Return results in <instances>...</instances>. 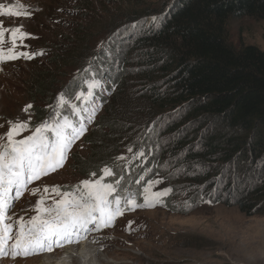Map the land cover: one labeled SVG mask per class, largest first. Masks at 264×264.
Returning <instances> with one entry per match:
<instances>
[{"label":"trees","instance_id":"obj_1","mask_svg":"<svg viewBox=\"0 0 264 264\" xmlns=\"http://www.w3.org/2000/svg\"><path fill=\"white\" fill-rule=\"evenodd\" d=\"M132 13L136 30L120 33L109 55L94 54L72 84L86 93L99 82L92 97L107 114L106 146L134 121L127 144L145 160L106 162L117 190L143 204L144 187L158 181L151 192L167 194L147 208L187 216L221 205L264 216V51L236 49L225 30L230 19L264 20V0H165L144 12L155 22Z\"/></svg>","mask_w":264,"mask_h":264},{"label":"rangeland","instance_id":"obj_2","mask_svg":"<svg viewBox=\"0 0 264 264\" xmlns=\"http://www.w3.org/2000/svg\"><path fill=\"white\" fill-rule=\"evenodd\" d=\"M164 1L0 0L5 8L29 14L0 16L4 30L0 48L7 53L13 47L10 30L19 27L29 35L23 40L17 39L14 51L31 56L0 62V137H5L9 130L8 122L17 120L28 125V130L15 137L17 140L32 135L44 122L63 121L68 115L76 117L75 125L83 123L86 128L65 153L63 166L29 184L14 201V207L9 208L3 223L13 227L4 246L8 255L0 256V264H37L39 258L49 255L57 262L72 246L78 248L94 241L98 243L99 264H264V216L248 217L237 208L221 205L204 206L187 216L147 207L126 210L115 219L114 227L95 230L89 225L90 231L82 233L78 242L73 238L72 243L38 255L18 254L15 258L11 255L20 252L11 245L20 223H25L27 228L30 226L27 222L37 215V202L43 197L42 207L51 206L53 200L61 198L45 193V186L51 189L58 185L61 192H66L82 186L85 180L114 184L113 175H104L105 167L109 168L107 161H113L116 168H126L145 160L141 154L130 151L127 144L136 136L135 133L128 136L133 120L122 125L119 135L123 136L110 140L109 146L102 143L101 124L107 117L104 107L94 97L87 103L75 100L80 91H72V84L80 81V74L88 69L86 65L90 61L87 60L94 54L109 55L120 33L125 35L137 24L127 19L126 14L134 15L132 11L138 9L143 14L159 10ZM144 16L142 20L156 18L153 14ZM225 30L228 42L236 49L253 45L264 51V20L230 19ZM61 94L70 97V104L77 105L75 112L69 105L60 106ZM27 105L32 107L25 111ZM46 135L52 136L50 132ZM6 143V138L0 140V144ZM99 143H102L100 147ZM76 258L74 264L79 263Z\"/></svg>","mask_w":264,"mask_h":264},{"label":"snow or ice","instance_id":"obj_3","mask_svg":"<svg viewBox=\"0 0 264 264\" xmlns=\"http://www.w3.org/2000/svg\"><path fill=\"white\" fill-rule=\"evenodd\" d=\"M21 15L29 14L14 11L12 7L5 8L0 4V16L19 17ZM156 19L154 17L153 21L155 22ZM10 31L13 47L9 48L7 53L0 48V62L14 60L20 56L31 58L28 53L14 51L17 39L23 40L29 34L22 32L19 27ZM3 37V21H0V43L3 42ZM94 87L95 81L89 82L87 93L80 92L74 99L85 103L90 102ZM59 100L60 106L69 105L74 112L76 111L77 105L70 104V99L64 94H61ZM31 107L27 105L25 111ZM8 123L9 130L5 137H0V140L5 138L7 140L6 144H0V226H2L0 227V256L8 255L4 251V246L13 225H4L3 222L9 208L14 207V201L23 195L29 184L48 175L50 171H56L57 168L62 167V162L66 159L65 153L71 144L86 131L83 123L75 125L67 118L63 121L53 119L51 122H44L37 126L32 135L17 140L16 136L28 130L27 123L21 120ZM49 132L52 134L51 139L46 135ZM103 171L105 176L113 175L112 170L107 167ZM92 175L96 174L92 173ZM119 183L120 180H117L115 184L104 183L101 180L94 182L85 180L82 181V186L66 192H61L58 185L52 186L51 189L45 186L43 189L45 193L61 198L53 200L51 206L42 207L45 205L43 197L37 202L35 209L37 215L27 222L30 226L26 228L25 223H20L19 231L11 245L12 248L20 249V252H12V257L15 258L18 254L27 257L41 254L43 251H52L54 247L74 242L73 238H76L78 242L82 233L90 231L89 225H93L95 230H101L102 227H114L115 219L123 215L126 210L155 207L157 198L167 194V192L152 193V185L158 183L153 181L144 187V202L138 204L133 195L119 194L117 190ZM35 191L33 190L32 194H35ZM113 193L116 195L110 200L109 197L113 196Z\"/></svg>","mask_w":264,"mask_h":264},{"label":"bare ground","instance_id":"obj_4","mask_svg":"<svg viewBox=\"0 0 264 264\" xmlns=\"http://www.w3.org/2000/svg\"><path fill=\"white\" fill-rule=\"evenodd\" d=\"M98 254V243L97 241H94L93 243L82 244L78 248H73L72 246V248H69V250H66V252H64L60 259L57 260V262H53V260H51L52 255H49L43 258H39L37 260V264H74L76 257L79 258V260H77L79 263L77 264H99ZM46 259L48 261L47 263L44 262V260Z\"/></svg>","mask_w":264,"mask_h":264}]
</instances>
